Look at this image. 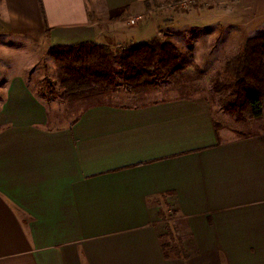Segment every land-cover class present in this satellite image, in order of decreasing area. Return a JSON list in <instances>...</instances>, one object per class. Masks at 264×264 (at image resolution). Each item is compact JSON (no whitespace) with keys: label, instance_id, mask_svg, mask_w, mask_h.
Here are the masks:
<instances>
[{"label":"crops","instance_id":"1","mask_svg":"<svg viewBox=\"0 0 264 264\" xmlns=\"http://www.w3.org/2000/svg\"><path fill=\"white\" fill-rule=\"evenodd\" d=\"M148 1L0 0V38L32 44L34 59L131 46L160 37ZM210 1L201 12L227 17L204 35L264 28V0ZM26 78L0 101V264H264V135L216 131L205 98L97 104L53 126ZM174 223L186 259L165 255Z\"/></svg>","mask_w":264,"mask_h":264},{"label":"rangeland","instance_id":"2","mask_svg":"<svg viewBox=\"0 0 264 264\" xmlns=\"http://www.w3.org/2000/svg\"><path fill=\"white\" fill-rule=\"evenodd\" d=\"M231 1L228 0V4ZM193 6H202L204 10L214 6V2L153 0L149 9L146 7V17L154 18L158 26L162 24L158 28L159 38L174 43L184 57L187 82L177 91L163 89L145 97H129L123 91L108 98L69 104L52 95V88L60 92V86L56 79V68L47 55L34 59L35 48L32 44L0 38V101L10 79L17 73L24 72L30 89L50 108V124L53 126L72 122L83 110L97 103L133 107L164 100L205 98L211 103L217 124L222 128L224 135L236 138L263 136L264 119L255 121L246 116L243 121H237L224 113L220 106V98L213 92V85L221 81V72L225 64L243 52L250 38L264 37V28L256 30L254 27L259 24H238L237 30H234L230 37L227 36L232 29L230 24L217 26L206 36L205 31H202L204 26L214 24L215 16L219 19L227 16L218 10L211 14L201 12L202 9H194ZM242 20L245 19H240ZM119 48L115 47L117 50ZM171 216L176 220L175 212ZM172 226L176 228L177 224L174 223Z\"/></svg>","mask_w":264,"mask_h":264},{"label":"trees","instance_id":"3","mask_svg":"<svg viewBox=\"0 0 264 264\" xmlns=\"http://www.w3.org/2000/svg\"><path fill=\"white\" fill-rule=\"evenodd\" d=\"M146 7L149 9V1ZM47 57L56 68L60 86V92L52 88V95L69 104L123 91L129 97H145L163 89L174 92L187 82L180 49L159 36L118 50L95 43L55 46ZM213 92L220 98L222 111L237 121L246 116L255 121L264 119V37L250 38L243 52L225 64ZM221 129L217 124L216 131ZM167 236L172 244L164 247L165 255L188 258L170 224Z\"/></svg>","mask_w":264,"mask_h":264},{"label":"built area","instance_id":"4","mask_svg":"<svg viewBox=\"0 0 264 264\" xmlns=\"http://www.w3.org/2000/svg\"><path fill=\"white\" fill-rule=\"evenodd\" d=\"M135 23H136V21H135V20H132V21H131V24H135Z\"/></svg>","mask_w":264,"mask_h":264}]
</instances>
